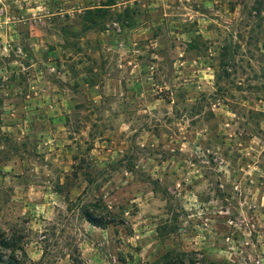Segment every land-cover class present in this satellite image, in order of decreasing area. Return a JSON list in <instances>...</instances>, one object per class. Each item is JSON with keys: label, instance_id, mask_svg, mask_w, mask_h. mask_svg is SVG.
Segmentation results:
<instances>
[{"label": "rangeland", "instance_id": "374dc122", "mask_svg": "<svg viewBox=\"0 0 264 264\" xmlns=\"http://www.w3.org/2000/svg\"><path fill=\"white\" fill-rule=\"evenodd\" d=\"M109 2L0 0V229L26 264H264V0Z\"/></svg>", "mask_w": 264, "mask_h": 264}, {"label": "trees", "instance_id": "16d2710c", "mask_svg": "<svg viewBox=\"0 0 264 264\" xmlns=\"http://www.w3.org/2000/svg\"><path fill=\"white\" fill-rule=\"evenodd\" d=\"M115 3L110 0L108 4L97 9H104L103 7L112 6ZM97 11L101 10H86V13L95 15ZM103 12H106L103 10ZM91 206L85 207L82 210V216L90 224L106 228L110 224L116 225V217L106 218L105 216L98 214ZM0 229V264H26L29 261L27 249L25 246L24 236L18 235L15 231ZM79 252V250H78ZM78 257H72V264H87L81 256V253H77ZM148 264H221L214 261H210L206 258H199L198 252H175L166 251L159 255L156 259Z\"/></svg>", "mask_w": 264, "mask_h": 264}]
</instances>
